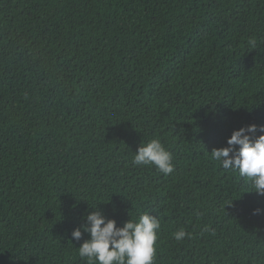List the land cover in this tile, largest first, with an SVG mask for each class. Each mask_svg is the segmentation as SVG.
Listing matches in <instances>:
<instances>
[{"label":"trees","instance_id":"trees-1","mask_svg":"<svg viewBox=\"0 0 264 264\" xmlns=\"http://www.w3.org/2000/svg\"><path fill=\"white\" fill-rule=\"evenodd\" d=\"M253 123L264 0H0V264H88L95 207L158 218L154 264H264V196L210 156ZM153 138L171 174L133 163Z\"/></svg>","mask_w":264,"mask_h":264},{"label":"clouds","instance_id":"clouds-1","mask_svg":"<svg viewBox=\"0 0 264 264\" xmlns=\"http://www.w3.org/2000/svg\"><path fill=\"white\" fill-rule=\"evenodd\" d=\"M249 47L256 48V39L249 38ZM261 133L256 135V133ZM225 147L214 148L210 156L224 169L238 171L241 177L251 182L252 189L259 196H264V125L248 124L233 130L226 140ZM138 166H154L164 175L174 171L173 156L166 150L158 138L140 144L133 157ZM248 192V191H247ZM92 208V207H91ZM89 212L84 223L72 230L71 237L79 241L82 233H88L78 249V255L88 264H154L160 220L144 212L136 219L126 220L122 226L106 218L99 210ZM253 210V215L261 213ZM204 231L214 229L207 225ZM172 238L182 242L190 234L184 228L171 233Z\"/></svg>","mask_w":264,"mask_h":264}]
</instances>
